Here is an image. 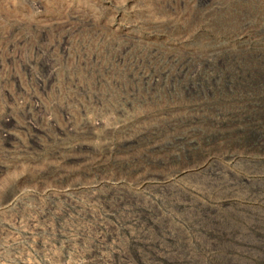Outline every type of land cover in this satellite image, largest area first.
<instances>
[{
	"label": "rangeland",
	"instance_id": "1",
	"mask_svg": "<svg viewBox=\"0 0 264 264\" xmlns=\"http://www.w3.org/2000/svg\"><path fill=\"white\" fill-rule=\"evenodd\" d=\"M161 263L264 264V0H0V264Z\"/></svg>",
	"mask_w": 264,
	"mask_h": 264
},
{
	"label": "bare ground",
	"instance_id": "2",
	"mask_svg": "<svg viewBox=\"0 0 264 264\" xmlns=\"http://www.w3.org/2000/svg\"><path fill=\"white\" fill-rule=\"evenodd\" d=\"M141 214H143V213H141ZM141 214H140V215H141ZM137 215H138V214H137ZM207 216H208V215H207ZM141 217H142V216H141ZM202 217H203V216H202ZM149 219H150V217H149ZM153 219H154V218H153ZM149 223H150V222H149ZM152 223H153V222H152ZM169 249H170V248H169ZM161 264H162V263H161Z\"/></svg>",
	"mask_w": 264,
	"mask_h": 264
}]
</instances>
